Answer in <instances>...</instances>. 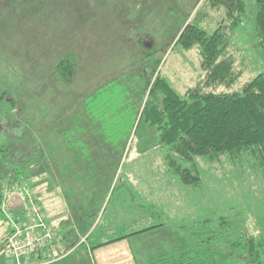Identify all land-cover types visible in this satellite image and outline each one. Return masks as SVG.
<instances>
[{
  "label": "rangeland",
  "instance_id": "rangeland-1",
  "mask_svg": "<svg viewBox=\"0 0 264 264\" xmlns=\"http://www.w3.org/2000/svg\"><path fill=\"white\" fill-rule=\"evenodd\" d=\"M185 19L197 21L208 32L228 23L224 8L211 7L208 0H0V149L20 146L23 150L35 141L44 146L58 143L65 154L57 132L77 100L70 99L95 89L96 124L100 129L110 124L128 131L132 122H137L134 107L140 86L130 93L131 104L124 109L126 102L117 89L154 67V73L159 71L183 93L204 76L196 47L181 50L169 44ZM253 35L248 14L227 48L235 68L241 71L228 90H238L255 74H264V60L254 47ZM66 54H75L78 67L68 84L60 83L50 70V64ZM58 115L62 121H57ZM134 128L127 144L129 152L117 160L115 153H110L109 158L118 163L120 177L103 204L100 221L98 216L88 218L80 213L76 196L86 199L88 184L77 178L75 189L68 190L60 169L55 172L50 167V176L32 163L27 181L3 185L4 192H9L7 200L13 198L12 205H18L21 198L27 203L30 196L43 205L50 223L77 233L75 241L79 243L65 254L63 263L91 264L87 244L90 247L92 236L87 240L82 234L94 231L97 235L108 227L109 220L113 222L112 216L115 223L127 224V232L169 222L173 240L168 243L174 253L157 259L179 260L191 246L195 253L191 264H232L212 247L190 242L191 225L199 228L194 227L195 222L207 219L215 223L221 216L236 219L248 233L264 235V178L252 160L240 155L233 159L226 155L195 158L198 182L184 185L166 171L160 153L144 147L142 125L135 134ZM59 156L53 155V159ZM1 165L2 158L3 172ZM44 165L48 164L44 161ZM2 218L0 214V233L5 224ZM153 233L156 236L146 244L162 241L163 234ZM1 263L13 264L0 252Z\"/></svg>",
  "mask_w": 264,
  "mask_h": 264
},
{
  "label": "trees",
  "instance_id": "trees-1",
  "mask_svg": "<svg viewBox=\"0 0 264 264\" xmlns=\"http://www.w3.org/2000/svg\"><path fill=\"white\" fill-rule=\"evenodd\" d=\"M208 1L211 7L224 8L228 23L208 32L197 21L186 22V18L181 21L179 29L169 42L172 47L178 46L181 50L194 47L199 50L200 66L204 72L202 79L179 93L169 79L159 71L154 73L155 67L145 76H134L117 89L122 94V101L126 102L124 109L131 104L130 93L140 86V97L134 107V119L137 122L135 124L133 121V126L128 131L119 125L114 129L110 124H105L100 129L96 124V89L70 99H77L74 108L66 123L59 125L62 126L59 132L56 131L60 133L58 135L65 154L58 143H47L44 146L35 141L26 145L23 150L18 148L20 146L13 150L7 147L0 149L3 171L0 172L1 215V205L8 201V193L4 192L3 185L27 181L29 165L32 163L35 169L40 168L42 172L47 170L45 174L50 173V176L52 171L62 170L68 190H71L69 187L75 189L74 181L86 182L88 197L85 196V199L82 195L76 196L80 200L81 215L93 218L99 213L103 214V204L111 197L120 177L118 163L109 158L110 153H115L116 160L121 159L125 152L128 153L131 130L135 127V134L140 125L142 135L146 137L144 147L160 153L166 171L181 184H197L199 175L195 158L212 159L224 155L230 159L240 155L246 160H252L264 178V74H255L238 90H228L236 83L241 71L235 68L233 57L227 54V48L232 44L231 37L250 14L254 47L264 60V0ZM50 65L51 74L60 83H70L77 74L75 54L59 56ZM60 115L56 117L57 121H62ZM121 122L122 118L119 123ZM58 154V159H53V155ZM161 225L153 224L134 233ZM65 227L58 239L59 252L63 254L78 242L75 241L77 233ZM194 227L196 228L193 229L191 225L190 242L195 240L198 245L212 247L215 249L213 252L225 255L232 264H264V235L248 233L246 228H240L236 219L220 216L215 223L204 219L195 222ZM190 248L180 255L179 260L157 259L152 264H191L195 253L191 246Z\"/></svg>",
  "mask_w": 264,
  "mask_h": 264
},
{
  "label": "crops",
  "instance_id": "crops-1",
  "mask_svg": "<svg viewBox=\"0 0 264 264\" xmlns=\"http://www.w3.org/2000/svg\"><path fill=\"white\" fill-rule=\"evenodd\" d=\"M176 184L178 185L179 183ZM11 200H13V198L9 197L7 201L10 210H12L16 215L26 220H29L30 214L27 211V206L23 202V199L21 198V202L18 205L17 204L12 205V202H10ZM188 210H190V205H187V211ZM102 216L103 214L101 213L98 215L99 221L101 220ZM125 220H126V216L124 218V221ZM99 221L97 223H99ZM112 221L113 222L109 220L108 227L102 231H99L100 233H98L97 235H93L94 231L90 233L85 232V236L88 237V239L92 236L90 238L92 239V242L88 241L89 243H91L90 247L87 244L88 248L93 247L89 251L92 260L91 264H152L157 258H160L161 256L173 255L174 252L172 251V246H170V243H168L169 241L171 242L173 240L172 236H170L172 230L169 228L170 227L169 222L168 224L166 223L167 225L161 223L162 224L161 226L152 228L150 229L151 231L147 230L148 232L143 231L140 233L138 232L134 233L135 231L132 232H127L128 230L126 231V226H127L126 223L123 222L120 224V222L118 221L116 222L118 224H116L114 222L113 216H112ZM4 223L5 224L2 225L1 233H0V252L3 244L2 242L3 236L5 235L6 230H8L6 222ZM64 228L66 227L64 226ZM64 228L62 226L59 227L58 229L59 237L64 231ZM153 232H157L158 235L163 234L162 235L163 239L162 241L157 242V244H155L156 243L155 242L153 244L148 245L145 243V241H148V239H151L156 236V235L153 236L154 235ZM141 236H145V237H141ZM174 256H179V253ZM65 258L66 257L64 255L55 260L54 259L50 261L43 260L41 263H37L38 260L32 258L30 264H67L66 262L63 263ZM11 260L13 264H16L12 258ZM1 264H5V263H1Z\"/></svg>",
  "mask_w": 264,
  "mask_h": 264
},
{
  "label": "built area",
  "instance_id": "built-area-1",
  "mask_svg": "<svg viewBox=\"0 0 264 264\" xmlns=\"http://www.w3.org/2000/svg\"><path fill=\"white\" fill-rule=\"evenodd\" d=\"M27 211L29 220L16 215L5 203L1 205L8 227L3 238L2 254L12 258L16 264H30L32 258L41 263L64 256L67 252H59V228L49 222L47 212L30 196Z\"/></svg>",
  "mask_w": 264,
  "mask_h": 264
}]
</instances>
